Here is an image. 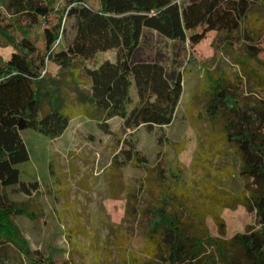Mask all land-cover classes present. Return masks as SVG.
Listing matches in <instances>:
<instances>
[{"label": "trees", "instance_id": "trees-1", "mask_svg": "<svg viewBox=\"0 0 264 264\" xmlns=\"http://www.w3.org/2000/svg\"><path fill=\"white\" fill-rule=\"evenodd\" d=\"M90 1L0 0V38L13 48L0 60V264H58L21 237L14 217L25 211L4 194L16 186L30 197L39 189L36 182L19 180L17 167L29 160L20 132L34 130L58 139L75 116L96 122L108 134V121L114 118L121 120L123 131L170 126L182 96L189 47L212 32H238L257 8H264V0H96L97 8ZM51 16L57 21L42 31V54L30 32ZM71 20L74 36L64 47L65 25ZM18 29L22 37L16 39L13 32ZM245 49L259 62L257 47ZM111 50L116 51L115 62L86 65ZM49 64L57 67L56 75L45 69ZM218 88L207 112L212 122L222 121L220 136L232 144L243 189L235 196L215 198L225 200L228 208H244L253 223L224 238L219 218L218 237H188L178 210L166 202L140 207L150 264H264V100L251 108L252 115L224 85ZM128 147L122 164L143 166L146 159Z\"/></svg>", "mask_w": 264, "mask_h": 264}, {"label": "rangeland", "instance_id": "rangeland-1", "mask_svg": "<svg viewBox=\"0 0 264 264\" xmlns=\"http://www.w3.org/2000/svg\"><path fill=\"white\" fill-rule=\"evenodd\" d=\"M89 4L98 7L96 0ZM56 21L51 16L31 29L30 37L42 54V31ZM65 26L64 47L74 36L73 21ZM13 36L22 37L20 30ZM252 45L260 51L259 62L246 52L245 46ZM12 50L0 38V60ZM188 52L182 96L170 126L123 131L121 120L114 118L108 121V134L96 122L75 116L58 139L34 130L20 132L29 160L17 167L19 180L36 182L39 189L30 197L16 186L4 194L24 209L14 223L32 250L58 264H150L143 248L145 212L140 209L161 201L178 210L188 237H218L219 218L224 238L253 223L244 208H228L225 200L215 198L238 195L243 183L236 175L238 158L232 144L220 136L222 121L212 122L207 106L218 84L252 115L251 108L264 100V8H257L238 32L209 33ZM106 61L115 62L116 51L98 53L86 65L97 68ZM46 68L57 74L54 65ZM78 77L83 81L81 71ZM130 94L135 98L133 86ZM68 101L73 104L74 96ZM129 144L146 159L143 166L122 164Z\"/></svg>", "mask_w": 264, "mask_h": 264}]
</instances>
